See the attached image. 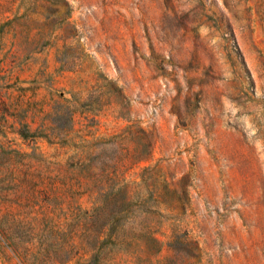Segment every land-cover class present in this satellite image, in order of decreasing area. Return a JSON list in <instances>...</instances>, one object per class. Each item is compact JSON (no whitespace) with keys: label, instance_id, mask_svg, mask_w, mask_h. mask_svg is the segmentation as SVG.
Returning <instances> with one entry per match:
<instances>
[{"label":"rangeland","instance_id":"374dc122","mask_svg":"<svg viewBox=\"0 0 264 264\" xmlns=\"http://www.w3.org/2000/svg\"><path fill=\"white\" fill-rule=\"evenodd\" d=\"M0 264H264V0H0Z\"/></svg>","mask_w":264,"mask_h":264}]
</instances>
